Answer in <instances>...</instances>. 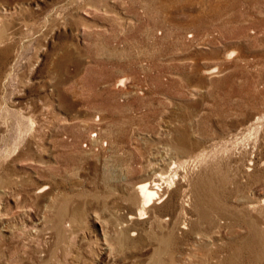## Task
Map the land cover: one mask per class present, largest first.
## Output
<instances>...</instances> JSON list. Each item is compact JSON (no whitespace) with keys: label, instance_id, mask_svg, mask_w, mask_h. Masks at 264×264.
<instances>
[{"label":"rangeland","instance_id":"1","mask_svg":"<svg viewBox=\"0 0 264 264\" xmlns=\"http://www.w3.org/2000/svg\"><path fill=\"white\" fill-rule=\"evenodd\" d=\"M15 58L0 108V264H143L130 230L145 248L168 238L177 264H264V0H0V98ZM30 100L48 107L33 128L18 111ZM177 138L187 154L170 150ZM163 146L177 186L156 181L162 198L129 220ZM93 210L125 230L108 262L94 257ZM72 212L75 229L53 224Z\"/></svg>","mask_w":264,"mask_h":264},{"label":"bare ground","instance_id":"2","mask_svg":"<svg viewBox=\"0 0 264 264\" xmlns=\"http://www.w3.org/2000/svg\"><path fill=\"white\" fill-rule=\"evenodd\" d=\"M62 60H65V58H62ZM17 61H18L17 58H15L12 61V63H11L12 66L10 65L9 71L6 73V75L2 79L3 90H2V93H1L2 95L0 98V108H4V106L6 104L5 94H7V92H8V90H7L8 85L11 82L10 80H12V77H13L12 75L14 73L15 65H16ZM60 68L61 67L59 65L58 69H60ZM208 72H210V71H208ZM16 80H17V83L18 82L20 84L23 83V80L21 79V77L19 79H16ZM119 82L121 83L122 80H119ZM59 83H61V78H59ZM56 92L58 94V100H59L58 103L50 100L48 103V106L51 109L59 112V111H61L60 110L61 107L65 105L66 97H65V95H63L65 93L61 92V89L59 86L56 88ZM19 94H22V93H19ZM47 97L51 98V93H49L47 95ZM32 104H33V102L30 100L25 105V107L19 108L18 111H19V113H22V114H24L23 109L28 111L27 119L29 121L30 126L33 128L37 125L36 118H39V116L42 117L46 113V111H48V107L44 106L39 111H37L36 105H35V107H32ZM40 119L45 121L42 118H40ZM58 121L60 123H62L64 121L63 117L59 116ZM20 124H21V122H20ZM167 141H169V140H167ZM185 141L180 140V138L175 139L174 142L171 144V149L168 147H164L166 145L163 146L164 148H163L162 153L164 155L156 156L153 158L154 160H152V161L150 159L151 162L149 161V164L147 166H148L149 171L151 172V175L153 176V178L152 179L151 178L143 179L142 181H140L139 183L136 184L135 191H134L132 197H130V198L132 199V201H136V199H137L139 202V205H138L139 207H138V211L135 214L130 213L128 215L127 218L129 220L147 218L146 209L152 208L155 204L158 203V201H156V200H159L162 198V196L159 195V191H161L160 185L156 181L164 180L166 182L167 189H169L171 187V185L173 186V184L175 186H177V182L174 180V176L177 174H174V176H172L169 179L165 177V174H167V171H165V170L168 169V171L170 172L171 171V165L175 163L174 161L168 160V156L166 158V155L170 154L171 151H173V153H174V151H176V152H180L183 154H187L191 149H190V144L188 143V141H186V142ZM168 144H169V142H168ZM154 153L156 154V152H154ZM183 157H185V156H183ZM47 188H48V186H46V185L41 186L40 192L45 191ZM152 198H155V199L151 203H149ZM257 202L259 204H264V197H262V198L258 197ZM160 203H162V202H160ZM169 203H170V201L167 204H165L166 209H169L168 208L170 206ZM196 205H197V203L195 202V204H192V207L195 209ZM170 209H171V206H170ZM196 211L198 212V214L200 213V210H198L197 208H196ZM56 215H58V214H56ZM4 217H6V216H4ZM4 217H2V218H4ZM65 217H66L65 219H61V220H56L57 219L56 218L53 221V224L60 227V229H62V230H68L70 223H71L72 228L75 229L76 223H78V221H80V215L76 212H74V213L72 212L69 215L66 214ZM62 218H64V217H62ZM89 218L91 219L93 226L97 224L99 226V229H100V233L94 234L93 239H92L93 240L92 246L95 248V251H94L95 256L94 257H95V259H97L98 258L97 256L101 255L103 257V259L101 261L108 262L110 257L112 259V256L115 253L116 247L113 246V241L118 240V242H119L118 246L120 249V241L124 237L125 230L122 229V226H119L116 218H113L112 214H109V217L106 219L102 215L98 214L97 212H95L93 210V212L90 214ZM200 218H202V217H200ZM32 224L36 225V223H34V222ZM135 234H136V232L134 230L128 231L129 240L132 243H134L135 246H137L139 249H143V252L141 255H144V256L146 255L145 258H147V260L143 264H177L174 262L172 257H170V258L168 257L166 246H162V244L167 245L168 238L159 239L156 235H150L149 234L148 237L153 240V243L148 245L145 248L144 239L141 236H135ZM50 255L53 256L54 253H52ZM113 259H115V256ZM71 260H72L70 262L71 264H95V263H92L89 261L85 262V263H82L83 261L80 262L79 261L80 258L78 259V257L75 255V253H74V256Z\"/></svg>","mask_w":264,"mask_h":264}]
</instances>
